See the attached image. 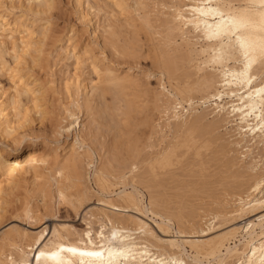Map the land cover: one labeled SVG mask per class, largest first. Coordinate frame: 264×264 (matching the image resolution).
<instances>
[{"label":"bare ground","instance_id":"6f19581e","mask_svg":"<svg viewBox=\"0 0 264 264\" xmlns=\"http://www.w3.org/2000/svg\"><path fill=\"white\" fill-rule=\"evenodd\" d=\"M9 1V7L14 5V8L15 3L21 0ZM26 1V11L35 20L36 17L49 15L54 9V0ZM75 1L81 22L93 27L91 36L94 42L81 44L72 35L59 41V52L61 57L64 56L62 61L74 60L77 71L91 61L89 71L96 76L98 85L92 86L91 82L74 78L65 83L63 90L68 103L63 111L69 123L64 129L61 126L58 128L60 134H71L73 141L67 146L59 145L58 141L55 145L44 141L41 149L33 136L49 133L47 125H44L50 120L47 117L50 116V105L44 90L54 88L43 87L35 78L33 72L36 69L32 65L47 62L43 59L42 47L37 46L39 36L43 38L41 45L49 40L47 33L50 34V27L39 30V36L35 38V30L31 26L36 21L30 24L17 20L12 22L6 17L8 10L0 7V142L5 146L3 149L0 147V220L11 215L23 222L34 221L33 227L35 223L40 224L43 217L31 211L29 205L32 200L43 210L50 204L55 203L56 207L67 204L78 213L91 193V189L85 186L86 174L94 169L95 184L104 193L115 186L133 188L132 192L126 190L119 196L126 208L139 209L138 196L143 197L141 190L147 189L150 212L163 223L167 221L170 225L175 221L180 227L186 215H194L193 210L185 214L180 202L181 206L173 208L176 210L173 213L172 207L167 205L170 202H165L167 196L157 192L158 187L164 188L166 183L161 177L166 176L168 171L171 173L172 167L185 160L190 166L205 167L204 153L214 150L212 159L215 160L225 150L217 149L220 136H212L219 128L217 121L205 123L207 114L204 116V112L187 116L185 111L186 116H182L176 112L178 107L187 104L189 109H186L194 112L196 108L193 109L192 105L195 95L199 94L203 105L215 102L214 113L223 121L232 120L229 123L233 122V126L237 127L236 135L240 138L237 145L243 142L247 147L249 144L256 149L264 147V0H182L178 7L175 5L176 8L170 7L166 0L164 2L170 7L167 10H175L157 21L145 2L147 0H103L102 5L99 0H94L96 4L93 6L86 0ZM130 8L139 13L140 24L127 17L122 19ZM97 15H101L102 18H98L100 21L95 20ZM137 31L146 34V43L143 41L146 47L141 44L139 49ZM162 32L167 35L159 40ZM190 34L193 37H187ZM176 37H180L181 44L176 42ZM35 39H39L37 43ZM143 52L149 55L154 68H161L173 81L179 82L173 91L171 89L173 94L167 93L172 95L168 99L173 97L174 102L167 101L162 106L159 96L153 95V90L151 94L138 84L141 79L136 81L129 72L121 77L116 70L119 65L112 63L114 60L106 63L109 56L117 60H134L139 55L142 57ZM8 54L13 55V68L7 67L4 61V56ZM231 63L234 65L231 66ZM107 88L113 93L127 89H134V93L138 90L147 99L143 97L146 100H141L143 106L133 102L134 98L119 101L109 98L112 101H108ZM160 109L166 118L171 110L175 111L171 113L175 115L158 123L153 119L152 110ZM83 117L85 124H81ZM36 123L40 125L38 129ZM103 128L107 129L111 138L100 145L99 150L96 132ZM160 133L165 134L160 137ZM247 152L252 151L248 148ZM248 154L243 156L246 158ZM250 160L247 167L239 165L237 159L225 164L230 171L239 165L229 177H224L227 179L224 190L229 193L224 197L235 199L233 206L236 209L232 214L219 211L215 218L228 215L243 218L264 210V165H259L253 157ZM30 175L32 182L27 178ZM206 188H209L208 184ZM22 190L24 200L28 201L26 206L10 209V198L13 199ZM102 213L91 214L94 220L100 218H97V222L102 223L99 232L93 229L94 220L88 222L89 228L83 232L69 225H53L49 233L48 226L41 227L43 229L38 233L11 227L0 239V264H264V215L243 229L234 228L215 238L165 244L142 220H122L107 212ZM107 223L111 226L110 232L106 229ZM125 224L130 225L132 231ZM187 247L192 251L188 262L179 254L186 255ZM175 250L179 253H174Z\"/></svg>","mask_w":264,"mask_h":264},{"label":"rangeland","instance_id":"374dc122","mask_svg":"<svg viewBox=\"0 0 264 264\" xmlns=\"http://www.w3.org/2000/svg\"><path fill=\"white\" fill-rule=\"evenodd\" d=\"M87 1L90 3L89 5L93 6L96 4V1H94V0H86V2ZM99 1H100L101 5H102V3H104L103 0H99ZM164 1H166V0H147V1H145L150 6V8H151L150 12H152L154 14L153 18L156 21L159 18L160 19L166 18L167 17L166 15L168 14L169 11L175 10L173 8L170 10H167V9H169L170 7L176 8L175 5L178 7V5H180L179 3H182V0H175V1L171 0L172 2H169L170 0L169 1L167 0V3L170 6L169 7L168 4L165 3ZM15 4H16V6L14 8H12L14 5H12V7H9L11 5L9 0H0V7L3 6L5 9L8 10V12L6 13V17L10 21L14 22L17 20V21L25 22L27 24H30V23L36 21V22L32 23L33 27L31 26V29L33 31L35 30L34 31L35 32V38L39 36V30H42L44 28L43 29V31H44L47 27L48 28L50 27V29H48L50 34L47 33V36L48 35L50 36V37H48L49 40L47 38L46 40H48V41L47 42L44 41L45 43L42 44L43 46L40 43V40H43L42 37H40V36L38 37V38H40V40L35 39V43H37L38 42L37 40H39L38 46L37 45H35V46L42 47V51L44 52L43 55L45 54L43 59H46L45 61H47V62L43 61V62H45V63H42L43 65H39V64H36L37 66L32 65V67H35L33 69L34 70L36 69L35 71L33 70L34 75L36 74L35 78L36 79L38 78V81L43 85V87L47 86L46 88H48L49 86H52V88H54L50 91H48L49 89L44 90V93L47 92V94L45 95V99H47L49 101V102L48 101L47 102L50 105V108L48 107L49 111H50V116L47 115L48 119H50V120L48 121L49 123L46 122L44 126L47 125V128L50 131L47 130V132H49V133L48 134L46 133V135L40 133L38 136L35 134L36 136L34 135L33 137H35L39 149L42 148V144L44 141H47L48 143H50L52 145H55L56 144L55 141H58L59 145L67 146L73 141L72 140L73 137L71 134H70V136H66L67 134H62V133H61L62 135L60 134V128H63V129L66 128V126L69 123V121L66 119L67 116H66L65 112L63 111L67 107L66 103H68V101H66L67 99H65V98H67V96L64 95L65 94L64 90H63L64 85L68 80L73 81L74 79H78V80L83 79L84 81H86V83L91 82L90 84L92 86H95L96 84L98 85V81L96 79V76L93 73H91V71H89V70H91V67L89 66L91 61H89L90 63L87 62L88 65L86 63L85 66L83 67V69L79 70L80 72L76 70L75 63H74L73 59L68 60V61H66L64 59L62 61V58H64V56L62 55V57H61V52H59L60 51L59 50L60 49L59 41L64 39V38L66 40L67 38L72 37V35H74L73 38L76 36V38L74 39L76 42L78 41L81 44H87L90 42L92 43V42H94L93 37H92L93 35L91 34V32H93V27H91V28L87 27L81 22V19L79 17L80 15L78 14V6H77L75 0H54V4H53L54 9L52 10V13H50L49 15L42 17V18L36 17V20L32 15H30L26 11V7L28 6L27 5L28 1L21 0L20 3H18V1H17ZM87 4L88 3H86V5H85L86 8L88 7ZM129 4L132 5V3H129ZM32 6L36 7L35 4H33ZM150 8L148 7V9H150ZM130 9H128L126 11V13H124V16L122 19L124 20L127 17V19H134L136 21V23L134 22L135 24H137L138 22H139L138 24H140V20H138L139 19V13L137 14V12H135L134 9H132V8H130ZM152 9H154V12ZM155 9L157 12L155 11ZM166 10H167V12H166ZM161 12H162V15L158 16V14H161ZM163 14L165 16H163ZM157 16H158V18H157ZM155 17H156V19H155ZM98 18L101 19L102 18L101 15L96 17L95 20L100 21V19H98ZM95 20H94V22H95ZM48 21L50 22V24L48 23ZM138 31H137V33H138ZM166 35H167V33L162 32L161 37L157 36L156 38L159 37V40H161L160 38H163L164 36L166 37ZM138 36L136 37V41L138 40L137 45L139 46V49L142 47L141 44L143 45V47L144 46L146 47V44H145L146 43V37H145L146 34L141 32L140 34L138 33ZM187 37H193V36H192V34H190ZM176 42L178 44H181L180 37H176ZM44 46H45V49H44ZM34 49H35V47H34ZM59 53H60V56H58ZM96 53L98 54V50L96 51ZM143 53L144 54H142V57H140L141 55H139L134 60H128V59H122V58L117 60V59H114L111 56H109L112 59L111 58L109 59V57H107L106 63L109 64V63H111L112 60H114V61H112V63L115 62L117 65H119L118 68L116 67V70H117V74L121 77L126 76V74L129 72V75H131L132 78L135 76L133 79H135L136 81H138V79L139 80L141 79L138 84L139 85L141 84L143 89H145L147 91L149 90L148 91L149 93L152 92L151 94H153V91H154L153 95L156 94L159 96V99L161 101V102H159V104H161L162 106L165 103H167V101L174 102V101H172L173 97L171 100L168 98H171V96H172L171 94H173L172 91L175 89L176 84H178L179 82L176 80L173 81V78H171L161 68H160L161 70L158 69L157 67H155L156 68L155 69L154 66L152 65V60H151V58H149V55L147 53H146L147 54L146 55L145 52H143ZM12 57H13V55H9V54H8V56L7 55L4 56V61L7 63V67H9V66L12 68L15 67V62L12 59ZM69 58H71V57H69ZM100 58H102V56ZM23 63H25V62H23ZM28 65L29 66L31 65L30 62L28 63ZM233 65H234V63H231V66H233ZM26 67H28V66H26ZM146 80H147V82H146ZM93 81H94V83H93ZM170 82H172V84ZM170 86H171V88H170ZM171 89H172V91H171ZM107 90H109V88H107ZM133 90L134 89H127L125 91H117L116 93H113L109 90L110 92L109 91L107 92L106 97H107V100L109 98H111L113 100V98H114L115 100L118 99L117 101H119L120 99L125 100V99H129V98H130V100L131 99L133 100V98H134L133 102H135L139 106H143V104H144L143 101L146 100L147 97L144 96L142 93L138 92V90H135L134 93H132ZM160 92L162 93V95L164 94L163 95L164 97L161 95ZM126 93H127V96H125ZM135 93L137 94V96H135L136 95ZM167 93H171V94H167ZM133 94H135V95H133ZM200 96L201 95H199V94L195 95L196 100H194V103L192 105L193 109L196 108L194 112H192L191 110H187V109H189V105H187V104L186 105L183 104L184 106H182V108L178 107L176 112H179L180 115H182V116L186 114L185 111H187V114H186L187 116H193L195 113H199V112L203 113L204 112V114H205V115L203 114L204 116H206V114H207V117H205V123H210L211 121L213 123H215L217 121L216 124L217 125L219 124L218 125L219 128L217 127L219 130L217 129V131H214L212 136H214V138H216L217 136L219 138V136H220V139L217 140L218 143H216L217 149L221 148V149L225 150V152H222V155L215 158V160L212 159V157H213L212 151H214V150L207 151V154L203 152L205 154L204 155L205 157L203 156L204 157L203 159L206 160V161L204 160L205 167H202L203 165L202 166H199V165L190 166V165H188L189 164L188 161H186V160L182 161V164L175 165L174 167L171 168L172 169L170 171L171 173H169V171H168L169 174L167 173V175H166L167 177L166 176L161 177V178H164L163 180L166 183L164 184L165 186L163 185L164 188L158 187V189H157V192H159L160 194H164V195H162L163 197L167 196L168 199H171V200L167 201L168 199H166L167 198L166 197L165 202H167V203L170 202L171 204L169 203L167 205H170L172 207V209L173 208L177 209V207L178 206L180 207L182 204L181 208L185 209V211H184L185 214H188V213H186L188 210H191V211L193 210L192 211L193 212L192 214H194L193 216L191 215L188 217V215H186V217L183 219V221L186 225L184 223H182L180 225V227H181L180 228L178 226L177 222L175 223V221L173 222V224L168 225L167 221L165 223H163L160 218L155 217L147 207V205L149 203V197L146 195L147 189L141 190V194L143 195V197L140 195L138 196V200L140 201V204H139L140 207H139V209L137 208L138 211H137V209L135 210V209H131V208H126V206L123 205L124 203L120 200L119 196L123 191H126V190H128V191H126L128 193L132 192L133 188L130 186L127 187L128 189L123 188V186H117V187L115 186L113 188H110V190H107V193H104L99 187L96 186L95 181H94V169H91L89 171V173L86 174L87 180L85 181V186H87L88 188L91 189V193L89 194L88 199H87L83 209L80 210L81 212L79 211L78 213H76L67 204H62V206L59 205V207H56L58 205L56 204V206H54L55 203L50 204L51 206L49 205V207L46 210H43L42 207L40 206V204H38L32 200L33 202L31 201V203L29 205L31 207V211L35 214L41 215L43 217V219H42L43 222H40V224L35 223V227H33L34 224L32 222H34V221L23 222L21 220H17L16 218H13V216H11V215H8L2 221L0 220V239L3 235V233L7 232L9 229H11V227L12 228H14V227L19 228L20 227V229L23 228L25 231L28 230V232L30 231V232L38 233L43 228L48 226V233H49V231L52 230L53 225L54 226L55 225H67V226L69 225L71 227H74L78 231L83 232L82 230L86 231L89 228V226L87 225L88 222L89 221L92 222L94 220L95 217L94 218L91 217V214L93 212L96 214L97 213L101 214L102 212L103 213L107 212L108 214H111L110 216L116 217V218H119L122 220H124V218H125V220L130 219L132 221L142 220L149 225V228H151V231L154 233L155 237L157 239L161 240L165 244H167L169 242H174L177 244H183V243H188L191 241L211 239V238H215L221 234H224L225 232H228L234 228L243 229L251 221H257L260 216L264 215V210L259 211V213L257 212L256 215L254 214L253 216H247V217H243V218H238V217L233 218V217H230V215H228L226 217L221 216L220 218H215V216H216L215 214L220 213V212H222L224 214H226V213L232 214L234 209H236L233 206L235 199L233 200L230 196H229V198L226 197L229 193H226V191H227L226 189H225L226 191L224 190V188H226L225 181L227 182V179L225 180L224 177L225 178L229 177L230 176L229 174L231 173V171L236 169L239 165H242V166L245 165V167H247L246 164L250 163L249 160L251 157H253V160L255 159L254 161L258 160L257 163L259 162V165H264V152H263L264 147H262V146H261L262 148L260 147L263 150H260V148L256 149L255 148L256 146L250 147V144H249V147H247V144L245 142H244L245 145L242 144L243 142L240 144V146L237 145V142L240 138L238 135H236V134H238V132L236 131L237 127L233 126V124H232L233 122L229 123L231 119L225 120L228 122L223 121V119L221 117H219L217 114L214 113V112H216L214 110L215 109V107H214L215 102L211 101L210 103L203 105L202 102L200 101L201 100ZM143 97H145L146 99H144ZM111 99H109L108 101H112ZM161 99L163 100V102ZM141 100H143V101H141ZM226 100L227 99H224V101H226ZM224 101H223V103H224ZM228 101L229 100H227L226 102H228ZM48 103H47V106H48ZM49 111H47V112L49 113ZM172 112H175V111L171 110L168 118H171V117H173V115H175L174 113L172 115L171 114ZM152 113H153V117H154L153 119L158 123L159 122L161 123V122L168 119V118L164 117L165 113L162 112V109H160L158 111L156 110L154 112L152 110ZM159 113H160V115H159ZM215 115H217L218 118L215 117ZM80 116H82V115H80ZM160 118H161V120H160ZM84 119H85V117L81 118V120H82L81 124L86 123L83 121ZM220 119L222 120L223 123L220 121ZM218 122H221V123H218ZM51 123H54V124H51ZM39 126H40L39 123H36L35 127L37 129L39 128ZM58 127H60V128H58ZM234 131H236L237 133ZM73 133L75 134V132H73ZM96 133H97V136L99 138L98 143L96 142V144H99V146L98 145L97 146L99 147V150H100V147L104 143H106V141H109L111 136L108 135V131L106 128H103L100 130L97 129ZM160 134H159L160 137H162L165 133H160ZM159 135L157 138H159ZM212 136H209V138ZM228 144H229V146L227 147L226 145H228ZM97 146L95 145L96 148H97ZM0 147L3 149L5 146L1 145V142H0ZM248 148H250V150L252 151L249 154L247 152ZM25 150H26V147L24 148L23 152ZM245 153L248 154V156H246L247 159L243 156V155H245ZM251 154H253V155H251ZM257 154H258V157H257ZM206 155L209 157H207ZM229 157L233 160H231ZM258 158H260L261 162L259 161ZM236 159L239 160L238 161L239 165L236 168L234 167L231 171L228 170L226 168L227 163H229V162L232 163V161H236ZM228 160H230V161H228ZM240 162H242V164ZM95 164H96V161H95ZM173 169H174V171H173ZM172 171H173V173H172ZM225 172H226V174H225ZM27 178H28L29 182H32L33 177L31 175L28 176ZM165 178H167V180ZM170 178H172V179L170 180ZM168 180H169V182H168ZM88 181L90 183L89 185H88ZM175 181H176V183H175ZM223 181H224V184H223ZM221 182H222V185H221ZM170 183H173V184H170ZM207 184L209 185V188L211 189V191H209L210 190L209 188H206V190H205V185H207ZM177 186H179V187H177ZM21 192H19V194L16 195L17 198H16V196L13 197V199L10 198L9 204H10V206L12 205V207H10V209L13 207L23 208L26 206L28 201L26 202L24 200V197H23V196H25L24 190H22ZM225 194H226V196L224 197ZM221 200H222V202H221ZM180 202H181V204H180ZM174 205H175V207H174ZM170 206H168V207H170ZM187 206L190 209H188ZM40 208H41V210H39ZM174 209H173V213L176 212V210H174ZM85 212H86V214H88V217L86 216ZM161 215H163V214H161ZM85 218H88V219H85ZM97 218H99V217H97ZM97 218L94 220L96 223L94 221L92 222L93 227H94L93 229L95 232H99L101 225H102V223L97 222L100 218L98 220H97ZM41 223H43L42 224L43 226L41 225ZM107 226H106V229L108 232H110L111 231L110 224L107 223ZM125 226L129 227V229L132 231V227L130 225L125 224ZM41 227H43V228H41ZM159 227H161V228H159ZM33 228H35V229H33ZM133 230H134V228H133ZM173 252L175 253V252H177V250H175ZM186 252H187L186 255L184 253H179V252H177V253L182 254L188 262V261H190V259L188 258V255L192 254V251L190 250L189 247H187ZM193 255H194V253H193Z\"/></svg>","mask_w":264,"mask_h":264}]
</instances>
